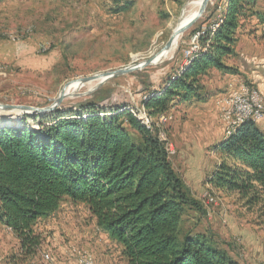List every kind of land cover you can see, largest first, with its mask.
I'll list each match as a JSON object with an SVG mask.
<instances>
[{
	"label": "rangeland",
	"instance_id": "obj_1",
	"mask_svg": "<svg viewBox=\"0 0 264 264\" xmlns=\"http://www.w3.org/2000/svg\"><path fill=\"white\" fill-rule=\"evenodd\" d=\"M193 1L0 0V105L46 108L69 83L149 60L166 46ZM223 1L212 0L194 29L216 23ZM127 3L130 7L121 10ZM253 13L240 21L237 55L228 62L234 72H211L204 79L207 101L176 106L156 122L175 171L199 204L186 209L182 234L205 237L239 264H264V197L250 205L238 195L217 192L208 178L221 163L216 145L228 135L217 101L240 80L264 96V0H257ZM193 38L191 29L160 63L112 79L93 93L96 82L71 91L62 108L75 107L99 90L111 91L112 100L132 105L138 120L151 126L143 102L183 70L194 52ZM17 116L0 110V125L11 126ZM24 116L35 115H20L19 126ZM256 124L264 130V122ZM27 125L38 130L31 119ZM35 229L43 239L40 251L25 256L20 245L2 249L0 264H83L88 254L94 264H127L122 245L97 227L83 205L64 201Z\"/></svg>",
	"mask_w": 264,
	"mask_h": 264
},
{
	"label": "trees",
	"instance_id": "obj_2",
	"mask_svg": "<svg viewBox=\"0 0 264 264\" xmlns=\"http://www.w3.org/2000/svg\"><path fill=\"white\" fill-rule=\"evenodd\" d=\"M257 0H224L217 22L203 32L201 48L143 102L152 124L111 91H97L72 108L18 117L0 127V223L10 229L25 256L43 239L36 225L69 200L83 205L97 227L123 247L127 264H239L203 236L182 234L185 211L199 204L175 171L168 143L156 122L173 108L205 102L204 79L231 74L240 21L256 15ZM131 4L122 6L126 10ZM264 21V20H263ZM38 130L27 127V120ZM221 163L209 176L217 192L250 205L264 197V132L246 122L216 145ZM262 195V196H261Z\"/></svg>",
	"mask_w": 264,
	"mask_h": 264
},
{
	"label": "water",
	"instance_id": "obj_3",
	"mask_svg": "<svg viewBox=\"0 0 264 264\" xmlns=\"http://www.w3.org/2000/svg\"><path fill=\"white\" fill-rule=\"evenodd\" d=\"M211 2H212V0H203L202 5H201L199 11L196 13V15L194 17H192L189 21H187L185 24L179 25V27L172 34L171 38L169 39L168 43L163 48V50H161L158 54H156L155 56H153L149 60H147L141 64H137V65L129 66V67L124 68V69H120L118 71L108 72V73L98 74V75L88 77V78H83V79H80V80L73 82V83H77L78 87L82 88L87 84H90L93 82H99L97 87L91 91L93 93L112 79H115V78L121 77V76H125V75H129V74H132L136 71L142 70L144 68L156 65L159 61H161L165 56H167L172 51L175 43L179 40V38H181L186 32L191 30L198 23V21L204 16V14H205L208 6L211 4ZM71 84L72 83H69L63 88L59 98L56 100V102L53 105H51L49 107L35 108V107H29V106H3V105H0V110L11 111L13 109H16V110L21 111L23 113V115H30V114L31 115H47V114H51L52 112H54L57 108H59L61 106V104L63 103V101L67 97H69V94H67L66 91ZM0 127H2V126L0 125Z\"/></svg>",
	"mask_w": 264,
	"mask_h": 264
},
{
	"label": "built area",
	"instance_id": "obj_4",
	"mask_svg": "<svg viewBox=\"0 0 264 264\" xmlns=\"http://www.w3.org/2000/svg\"><path fill=\"white\" fill-rule=\"evenodd\" d=\"M200 31L194 34L191 50L201 45ZM222 122H242L245 117H259L264 121V96L259 90H252V84L240 80L232 87L228 97L217 101ZM167 121V118H166ZM170 153L172 152L169 150Z\"/></svg>",
	"mask_w": 264,
	"mask_h": 264
},
{
	"label": "bare ground",
	"instance_id": "obj_5",
	"mask_svg": "<svg viewBox=\"0 0 264 264\" xmlns=\"http://www.w3.org/2000/svg\"><path fill=\"white\" fill-rule=\"evenodd\" d=\"M202 2L203 0H196V1H193L191 2L187 8H185V11L183 13V16L182 18L180 19L179 23L177 24L176 26V29L179 27V25L181 24H185L187 21H189L192 17H194L196 15V13L199 11L201 5H202ZM175 29V30H176ZM174 30V32H175ZM204 32V31H203ZM203 32L201 34H203ZM200 34V36H201ZM180 40V38H179ZM179 40L175 43L172 51L167 55L165 56L162 60L166 59V57H168L169 55H171V53L175 50ZM161 60V61H162ZM161 61H159L158 63H160ZM157 63V64H158ZM96 83H99V82H96ZM78 89H81L78 87V84L77 83H72L69 88L67 89V94H70L71 91H76ZM252 90H257L255 88L252 87ZM229 96V95H228ZM226 96V97H228ZM263 96V95H262ZM8 112H13L14 114H19L20 115H23V113L19 110H16V109H13L11 111H8ZM246 122H253V123H260V122H264L263 120L259 119V117H245L242 122H226L225 125L227 127V130H228V135H233L236 130L241 127L244 123ZM170 150V149H169ZM85 255V254H84ZM83 264H94V261H93V258L88 254L84 260H83Z\"/></svg>",
	"mask_w": 264,
	"mask_h": 264
},
{
	"label": "crops",
	"instance_id": "obj_6",
	"mask_svg": "<svg viewBox=\"0 0 264 264\" xmlns=\"http://www.w3.org/2000/svg\"><path fill=\"white\" fill-rule=\"evenodd\" d=\"M261 130L264 132L263 129ZM17 245H20V243L16 235L10 229L2 226L0 223V251L2 249L4 250L12 249V247Z\"/></svg>",
	"mask_w": 264,
	"mask_h": 264
}]
</instances>
